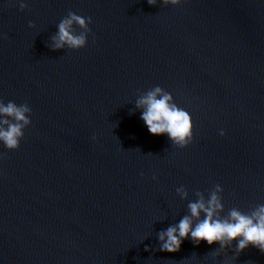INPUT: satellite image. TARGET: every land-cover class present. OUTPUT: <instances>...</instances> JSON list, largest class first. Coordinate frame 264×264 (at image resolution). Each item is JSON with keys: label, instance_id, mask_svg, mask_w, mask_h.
<instances>
[{"label": "water", "instance_id": "1", "mask_svg": "<svg viewBox=\"0 0 264 264\" xmlns=\"http://www.w3.org/2000/svg\"><path fill=\"white\" fill-rule=\"evenodd\" d=\"M26 3L0 0V99L32 109L20 147L0 145V264H264L158 240L187 214L178 187L219 184L222 215L264 204V0ZM70 11L91 17L87 46L53 51ZM156 86L191 115L183 149L135 109Z\"/></svg>", "mask_w": 264, "mask_h": 264}, {"label": "clouds", "instance_id": "2", "mask_svg": "<svg viewBox=\"0 0 264 264\" xmlns=\"http://www.w3.org/2000/svg\"><path fill=\"white\" fill-rule=\"evenodd\" d=\"M21 10L28 4L26 0H16ZM150 6L157 4L178 6L184 0H147ZM91 17H84L74 12H69L56 26L57 31L51 37V49L53 51L79 50L87 46L91 29ZM29 28H35V24L29 22ZM77 28L80 29L77 32ZM135 109L140 112L148 132L155 136L166 135L172 145L185 148L193 141V123L190 113L180 107L173 95L156 86L142 93L135 100ZM32 109L28 103L16 104L13 101L7 103L0 99V145L8 151L17 150L24 138L25 129L31 125ZM225 135L223 130L219 133ZM96 139L95 136L92 137ZM0 152V159L4 158ZM153 180L157 177L153 176ZM223 188L217 184L207 193L196 191L195 199L189 200V192L183 187L176 189L177 195L187 203V214L178 223L169 226L158 233L160 251L179 252L181 245L190 239L195 245L206 242L209 246L218 244L214 253L219 256L226 253V249H232L237 258L249 246L264 253V204L255 206L248 212H242L233 207L224 213V203L221 193ZM233 242L235 247L233 248ZM147 250V249H146Z\"/></svg>", "mask_w": 264, "mask_h": 264}]
</instances>
